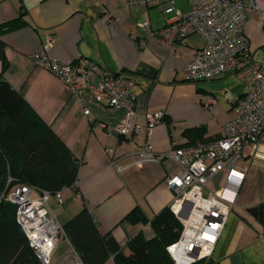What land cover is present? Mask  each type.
I'll return each instance as SVG.
<instances>
[{
	"label": "crops",
	"instance_id": "obj_1",
	"mask_svg": "<svg viewBox=\"0 0 264 264\" xmlns=\"http://www.w3.org/2000/svg\"><path fill=\"white\" fill-rule=\"evenodd\" d=\"M175 6L182 12L190 8L185 0H175ZM171 14L161 6H129L126 0H0V24L16 19L1 33L7 61L4 67L0 62V77L29 102L79 163L75 184L61 191L62 202L52 197L49 204L61 225L87 207L98 229L110 232L125 253H129L127 242L134 235L141 233L146 239L154 235L149 221L132 222L125 215L136 206L150 220L173 199L165 177L178 166L166 154L173 146L219 136L223 123L235 114V101L247 90V83L234 74L185 80V66L204 40L198 33H190L169 49L151 36L149 31L163 26ZM144 21L149 30L141 26ZM245 31L252 48L264 46V26L257 20L249 18ZM48 33L54 36L50 56H83L102 69L130 73L137 122H144L145 111L162 109L163 118L148 135H120L114 126L123 116L122 109L93 99L83 103L58 77L33 62L31 54ZM209 97L215 101L206 106ZM189 128H202V137L188 134ZM145 139L155 152L165 155L140 168L117 169L110 163L117 157L130 161ZM106 147L112 150L106 152ZM241 163L247 164V170L234 205L203 264H264V219L246 210L264 204V160ZM218 175L215 180H220L222 174ZM59 249L60 264L77 262L79 257L64 232L53 253ZM104 264L115 263L109 258Z\"/></svg>",
	"mask_w": 264,
	"mask_h": 264
},
{
	"label": "built area",
	"instance_id": "obj_2",
	"mask_svg": "<svg viewBox=\"0 0 264 264\" xmlns=\"http://www.w3.org/2000/svg\"><path fill=\"white\" fill-rule=\"evenodd\" d=\"M126 1L129 6H161L172 13L163 26L149 31L169 49L190 33L201 35L204 44L187 62L185 80L234 74L247 83L246 92L234 103V116L223 123L219 136L173 146L166 154L178 166L165 177V182L173 190L170 210L182 224L178 238L166 250L175 264H191L209 258L212 253L247 170V164L241 162L264 160V58L258 55L260 47H251L245 31L249 18L264 26V0H185L190 5L186 12L175 6V0ZM141 26L149 30L147 21L141 22ZM53 41V34L48 33L40 48L31 54L33 62L58 77L83 103L93 99L110 108L122 109L123 116L114 126L120 135L127 138L139 132L148 135L163 118L162 109L145 111L144 122H137L134 79L130 73L102 69L83 56L74 59L50 56L48 49ZM214 101L209 97L205 105ZM84 112L89 114L87 109ZM111 150L105 148L106 152ZM164 155L155 152L152 143L145 139L130 161L123 162L117 157L110 163L117 169L140 168L143 163L158 161ZM219 172L222 176L218 189H208L207 182ZM10 181L9 177L2 196L18 204L16 217L29 245L43 264H51L63 228L49 201L54 197L61 203L63 188L51 193L23 183L10 185ZM75 264L83 263L78 258Z\"/></svg>",
	"mask_w": 264,
	"mask_h": 264
},
{
	"label": "trees",
	"instance_id": "obj_3",
	"mask_svg": "<svg viewBox=\"0 0 264 264\" xmlns=\"http://www.w3.org/2000/svg\"><path fill=\"white\" fill-rule=\"evenodd\" d=\"M16 19L0 24V62L6 65L5 42L1 33ZM202 128H189L202 137ZM208 139L201 138L200 140ZM79 163L71 149L41 118L29 102L3 77H0V190L10 177V185L28 184L54 193L73 186ZM125 218L132 222L149 221L151 238L141 233L128 242L125 253L110 232L102 233L87 207H83L63 225V232L83 264H175L166 250L182 228L169 206L160 209L150 220L139 207ZM198 260L191 264H203ZM0 264H36L0 203Z\"/></svg>",
	"mask_w": 264,
	"mask_h": 264
},
{
	"label": "water",
	"instance_id": "obj_4",
	"mask_svg": "<svg viewBox=\"0 0 264 264\" xmlns=\"http://www.w3.org/2000/svg\"><path fill=\"white\" fill-rule=\"evenodd\" d=\"M206 189L204 190V193H206ZM0 203L3 206V208L5 209L8 217L10 218V220L12 221V223L14 224L17 232L19 233V235L21 236L23 242L25 243V245L27 246L34 262L36 264H43V262L41 261V259L39 258V256L35 253V251L32 249V247L29 245L28 239L22 229V227L20 226L16 214H17V210H18V204L10 199L4 198L2 196V192L0 190ZM246 210L251 213L254 217H257L259 220L264 219V204H255L252 206H247Z\"/></svg>",
	"mask_w": 264,
	"mask_h": 264
},
{
	"label": "rangeland",
	"instance_id": "obj_5",
	"mask_svg": "<svg viewBox=\"0 0 264 264\" xmlns=\"http://www.w3.org/2000/svg\"><path fill=\"white\" fill-rule=\"evenodd\" d=\"M262 45V44H260ZM258 46V45H257ZM254 47V46H253ZM258 55H261L262 58H264V46L260 47L258 50ZM218 174H221L220 172L217 173L216 175H214L211 180H215L216 176H219ZM209 181L207 182V188L210 190H216L219 187V179L217 178V180L215 181ZM57 220L58 222L60 221V217L57 216ZM62 260V251L59 249L57 252L53 253L51 256V264H60Z\"/></svg>",
	"mask_w": 264,
	"mask_h": 264
}]
</instances>
